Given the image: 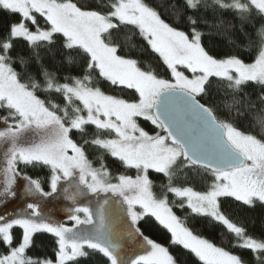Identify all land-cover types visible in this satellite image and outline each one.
<instances>
[{
    "label": "snow or ice",
    "instance_id": "1",
    "mask_svg": "<svg viewBox=\"0 0 264 264\" xmlns=\"http://www.w3.org/2000/svg\"><path fill=\"white\" fill-rule=\"evenodd\" d=\"M125 31L156 67L121 54ZM0 110V264H264V218L232 211L264 207V0H0ZM61 192L70 227L41 203Z\"/></svg>",
    "mask_w": 264,
    "mask_h": 264
},
{
    "label": "trees",
    "instance_id": "2",
    "mask_svg": "<svg viewBox=\"0 0 264 264\" xmlns=\"http://www.w3.org/2000/svg\"><path fill=\"white\" fill-rule=\"evenodd\" d=\"M153 2H155V0H153ZM126 35H131V33L127 31L120 33L119 43L122 48L121 54L140 60L142 62V66L144 67H156L157 61L153 55L141 53L137 48H132L131 43L125 45L124 37ZM133 42L136 44H139V38L138 37L135 38ZM203 43L207 48L217 50V51H227L229 48L226 38L222 34L206 35L204 37ZM243 58L245 59L246 62H251L248 55H244ZM114 94L122 95V93H120L119 91H116ZM124 94H127V90H125ZM53 99H56V98L53 97ZM2 115H6V113L0 110V116ZM221 118L223 119L224 117H221ZM141 125L145 127V129L148 130L150 133L152 132V125L150 123L141 121ZM238 126L244 131H249L246 123L243 121L239 122ZM2 127L3 125L0 124V128ZM253 130L257 135L261 134L260 129L258 127H255ZM156 131H159V129H157ZM96 155H97L96 152H91V151L89 152V159L93 160L94 166L98 167L99 164L95 162ZM106 164L108 168L111 170L113 175H116L120 172H125L127 175H130L132 177H135L136 175L134 169H124L123 167H120L118 164L113 162L111 157L106 158ZM29 174L32 175L33 177L39 176V177L46 178L47 169L43 171H30ZM151 178L156 181L157 185L159 184L160 181L159 179H157L155 175H152ZM190 186H193L195 190H203L200 181H194ZM44 187H45V190H49L47 184H45ZM155 191L159 193L158 188H156ZM169 198L171 199V196ZM232 211L234 214H237V215H243V216H247L250 218H255L257 220V230L259 229V220L264 218V207H260V206H257L254 209H243V210L233 207ZM176 212L178 216H181V218H183L184 213L180 212L178 209L176 210ZM187 222L191 224V219L189 218ZM66 223L67 225L71 226L70 221H66ZM197 229L202 233L204 237L209 238L210 240L215 242L218 246H221L223 243V246L227 247V243H224L222 241L223 230L221 228L217 227L214 230L211 227H204L201 225H197ZM145 234L150 235L152 238L158 240L161 243L167 244L168 242L165 236L161 235V233L155 229L146 230ZM49 242H50V238L48 237L47 234H37L36 243L38 245H48ZM34 252H30L29 254L32 255L34 254ZM173 252L177 255V258L181 261V264H183V261L185 260L188 261V264H200L198 259L190 254H186L184 252H177L176 249H173ZM83 264H96V260L84 261Z\"/></svg>",
    "mask_w": 264,
    "mask_h": 264
},
{
    "label": "rangeland",
    "instance_id": "3",
    "mask_svg": "<svg viewBox=\"0 0 264 264\" xmlns=\"http://www.w3.org/2000/svg\"><path fill=\"white\" fill-rule=\"evenodd\" d=\"M110 197V194H109ZM31 197L25 198L27 202H32ZM81 204H89L93 210H95L97 206V200L103 199V194L101 197H93L90 194L87 196H81L78 197ZM111 200H115V197H110ZM25 201H18V205L22 206ZM42 206L44 207V210L46 213H50L52 217H54L57 221L66 222V209L71 207V202L64 199L63 193L61 192L59 195H56L52 198H49L45 201H42ZM108 212L112 214L114 220H118L119 217V210L116 208V206L110 205L108 208ZM81 215H83L81 213ZM69 226V225H67ZM70 227V226H69ZM116 243L121 244L122 250H121V256L124 258H127L130 255H133L134 253H137L139 250L135 247V245L132 244L130 241H124V240H117Z\"/></svg>",
    "mask_w": 264,
    "mask_h": 264
}]
</instances>
